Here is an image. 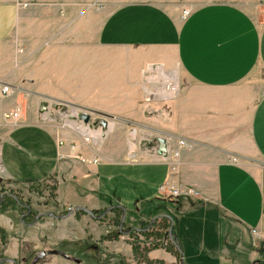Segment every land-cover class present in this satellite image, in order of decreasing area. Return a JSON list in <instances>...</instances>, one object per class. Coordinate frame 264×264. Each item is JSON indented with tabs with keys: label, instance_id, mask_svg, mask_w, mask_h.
<instances>
[{
	"label": "crops",
	"instance_id": "crops-1",
	"mask_svg": "<svg viewBox=\"0 0 264 264\" xmlns=\"http://www.w3.org/2000/svg\"><path fill=\"white\" fill-rule=\"evenodd\" d=\"M20 1L0 0V234L9 235L4 244L0 240V250L5 258L16 264H102L111 260V254L128 256L130 251L128 241L117 242L120 248L115 250L112 243L97 238H67L66 228L54 221L24 222L22 216L30 217L28 210L19 213L2 207L10 191L29 193L31 211L43 208L39 217L52 212L55 216L49 217L61 222L71 218L72 211L63 213L72 196L77 198L73 201L77 210L92 200L89 189L108 185L96 176L110 181L120 174L139 179L137 192L124 185L120 196L122 207L130 210L136 202L139 212L146 208L142 195H156L157 185L172 176L171 159L161 155L153 164L71 160L68 156L75 151L87 158L96 156L98 147L42 120L50 114L57 121L58 110L45 103L43 95L58 98L51 83L61 81L64 74L72 78L75 106L84 109L78 113H87L89 121L151 122L169 139V157L179 138L186 141L179 148L173 178L177 185H192L201 192L200 197L180 203L178 229L174 228L186 264L257 262L253 244L264 241V23L226 0L200 4L184 18L161 4L130 1L106 14L85 50L74 53L75 69H64L70 63L65 53L57 57L48 53L41 68L45 85L24 94L23 89L35 90L38 78L32 80L29 72L31 83L24 87L19 74L25 69H18L17 54L8 42L26 8ZM144 65L155 69H141ZM175 65L178 69H171ZM174 75L177 90L169 94ZM4 83L10 85V95L1 93ZM18 105L22 123L12 125L3 113ZM73 143L75 151L70 149ZM128 155L135 158L136 151ZM39 185L43 207L32 192ZM106 197V201L119 198ZM15 212L20 224L14 220ZM149 255L166 263L177 261L166 249Z\"/></svg>",
	"mask_w": 264,
	"mask_h": 264
},
{
	"label": "rangeland",
	"instance_id": "rangeland-1",
	"mask_svg": "<svg viewBox=\"0 0 264 264\" xmlns=\"http://www.w3.org/2000/svg\"><path fill=\"white\" fill-rule=\"evenodd\" d=\"M130 1H148L161 4L169 10L179 11L181 17L184 18L187 16L186 13L189 14L196 6L215 0H21V3H19L20 7L26 8L21 10L18 25L9 36L8 42L12 44L14 53L17 54L18 69H25L22 74H19V78L23 80V84L25 85L26 82L31 83V77L33 76L32 80H34L35 77L38 78V83L33 86L34 89L45 85L44 81H42L43 69L41 68L45 61V57H47V54L50 52L56 54V57L58 54L61 56V54L65 53L66 59L70 60V63L69 65L66 64L64 69L66 71L75 69L73 66L74 53H80L81 50H85L84 45L90 40L89 36H94L96 32H99V28L106 14L111 12L114 8ZM226 1H230L245 8L260 24L264 23V0ZM92 40H94V38ZM59 52H61V54ZM98 53L99 55H105L103 49H98ZM141 69L149 70L155 68H153V66L149 67L148 65H144ZM171 69H178V67L175 65L171 67ZM29 72H33L31 73L33 75H29ZM40 74L41 77L39 76ZM149 76L152 77L151 75ZM261 76H263V74H261ZM48 77L49 76L46 78ZM175 77L176 75L171 79L173 81V87L178 81ZM60 79L61 81L57 80L53 82V84L51 83V86L54 88L53 92L57 94L58 98H56V96L51 98L43 95L44 102L47 104L52 103V109L58 110L55 111V113H57L55 116L58 117L57 121L53 118L42 120L45 124L53 125L56 130L63 131L67 134L68 132H73L71 130V126H73L71 123H73V121H68L70 117V108L75 111H82L84 109L74 104L75 91L73 83L71 82L72 78L60 74ZM5 84L6 83L3 85ZM24 87L26 88V85ZM23 90L24 94L38 91L36 89L33 91ZM175 90H177V87L169 91V94L175 93ZM98 99L97 97L95 98L96 101ZM102 119L103 118L98 119L97 125H95L98 126L100 132L103 134V136L100 134V138L95 141L98 147V155L102 158L100 162L101 165L104 163H117V165L153 164L154 160H159L157 158H159L158 155H160V140L167 139L159 134L154 128L153 123L104 121ZM90 122L93 123L94 121ZM110 124H112V127L109 126ZM133 131L135 132L133 133ZM106 136L109 138L108 141ZM132 150L136 151L135 158H131L128 155ZM85 158L87 159V157ZM95 179L102 183H109L108 185L102 184L97 190H88V192H90L89 197L92 200H88L86 204L82 206L92 210L93 215L80 209L74 210L73 204L76 202L75 199L77 198L72 196V200L65 203L66 208L63 213L68 215V213L72 211L71 214H69L71 218L57 222L56 220H52L49 216H43L37 219L39 222L45 220L39 224L47 221H54L55 224H60L66 228L67 238L76 236L82 239V241H89L90 238L96 240L97 238L100 243H104L105 241L112 243L115 250L120 248V246L116 245L117 242L128 241L130 246L128 256L114 253L113 255H109V258H111L109 262L102 264H174L150 259L149 254L158 249H166L177 258L175 264H181L182 254L176 248L175 243H177V241L174 236L171 238L168 233L169 225L171 224H169V221L161 220L160 214H170L172 218H174L173 228L177 230V216L179 212H181L180 203H186L188 199L200 196L185 194L174 196L169 193L161 192L160 185L168 179L165 177L162 183L157 185L156 195L145 196L142 195L143 193L141 194L142 197H144L146 208L143 209L142 212H139L135 210L136 205L134 204L136 202L130 205V210H128L125 205V208L120 205L122 186L130 185L137 192L140 189L141 183L139 179H130L124 177L122 174L115 176L112 181L107 177L100 176H96ZM180 181L186 182L182 176L180 177ZM41 188V185L35 186L32 192L37 198L38 203L36 204L43 207V199L40 197ZM71 191L73 192V189ZM108 191L111 192L110 194L113 196H119V198L106 201V199L109 200V197H106L110 195ZM13 192L19 197H24V199L20 198L23 202H32L29 193L27 196L26 194H22L23 191L14 190ZM67 192H69L68 189ZM36 193L38 195H36ZM96 202L99 203L96 204ZM7 207L8 209H16L19 213L26 210L19 205L10 203V201L7 202ZM110 207H112V209L105 213ZM39 209L42 210L43 208L34 209L30 217L24 222H33L34 220L37 222L35 218L39 214ZM18 212H15L13 217L15 222L20 224ZM124 213L125 219L123 224H121ZM154 218L157 220H155L153 224L151 222ZM142 228L144 230H142ZM125 233H128V236H124ZM7 236L9 235L0 234L2 244L5 243ZM253 246L256 253L255 260H257L254 264H264V241L256 240ZM2 258H5V255L3 251L0 250V259ZM215 263L217 264L219 262H217V260L216 262H211V264Z\"/></svg>",
	"mask_w": 264,
	"mask_h": 264
},
{
	"label": "built area",
	"instance_id": "built-area-1",
	"mask_svg": "<svg viewBox=\"0 0 264 264\" xmlns=\"http://www.w3.org/2000/svg\"><path fill=\"white\" fill-rule=\"evenodd\" d=\"M188 15V13H186ZM1 93L5 96L10 95L12 93L11 87L9 84H5L1 87ZM82 114H79L78 111H75L72 109L70 111V117L68 121H73V126L72 127V133L75 135H80L81 139L86 145H91L95 144V141L98 139L95 138L93 135V131L98 129V126L92 125V123L89 122H84V120L81 118ZM4 119H6L9 123L12 125H18L22 123V114H21V107L18 105L16 106L13 110L11 111H6L3 113ZM46 119H51L50 114L45 115ZM168 141L169 139L166 140L167 143V153H161V157L163 159H171L170 160V170L172 176H170L167 181H165L162 185H160V191L169 193L174 196H180L182 194L185 195H191V196H200L201 192L199 189H197L195 186L184 184V185H177L175 182V179L173 178L177 172H178V167H179V148L184 146L186 144V141L184 139L179 138L177 140L178 146L175 151H172V156L169 157V148H168ZM65 139L63 137H59V143L64 144ZM70 149L75 151L76 145L75 143L70 145ZM64 157V156H63ZM71 160L73 161H80L84 163H91V164H99L102 161L101 156L96 155L95 157H92L90 159H86L85 156L80 153L75 151L72 155L68 156ZM253 232H256L253 230Z\"/></svg>",
	"mask_w": 264,
	"mask_h": 264
},
{
	"label": "water",
	"instance_id": "water-1",
	"mask_svg": "<svg viewBox=\"0 0 264 264\" xmlns=\"http://www.w3.org/2000/svg\"><path fill=\"white\" fill-rule=\"evenodd\" d=\"M81 118L84 120V122H89L90 116H89L87 113H83V114L81 115ZM97 122H98V121H94V122L92 123V125H97V124H96ZM159 153H160V154H161V153H167V143H166V140H165V139H161V140H160V150H159ZM76 209L83 210V211H85L86 213H89V214H92V215H93L92 210H90L89 208H87V207H85V206H77ZM111 209H112V207L108 208V209L105 211V213L108 212V211H110ZM45 214H46V215H49V216H55L54 213H52V212H46ZM39 215H40V214H39ZM39 215L36 216V220L38 219ZM124 219H125V213L123 214L121 224H123ZM155 220H156V218H154V219L152 220L151 223H153ZM172 227H173V223H171V225H170V227H169V231H168L170 237H173ZM175 245H176V248H177V249L181 252V254H182L181 264H185V263H184V252H183V250L181 249L179 243H175ZM10 260L13 261V259H10V258H2V259H0V264L5 263V262L10 261ZM13 262H14L13 264H15V260H14Z\"/></svg>",
	"mask_w": 264,
	"mask_h": 264
},
{
	"label": "trees",
	"instance_id": "trees-1",
	"mask_svg": "<svg viewBox=\"0 0 264 264\" xmlns=\"http://www.w3.org/2000/svg\"><path fill=\"white\" fill-rule=\"evenodd\" d=\"M10 195L9 196H7V198H6V201H3L2 202V207H4V206H7V202H9L10 201V203H12V204H16V205H19V206H21V207H23V208H25V209H27L25 206H23V204H25V205H27V206H31L30 205V203H27V202H23L21 199H20V197L19 196H17L13 191H10V193H9ZM33 213V210L29 213V215H31ZM160 219L161 220H163V221H169V224H171L172 223V221H173V218H171L170 216H168V215H161V217H160ZM159 219V220H160ZM23 220L25 221L26 220V217H24L23 218ZM157 220V219H156ZM155 223V221L153 222V224ZM170 226V225H169ZM174 226V225H173ZM142 230H144L143 228H142ZM172 230H173V236H174V238H175V240L177 241V243H179V239L177 238V236L174 234V228H172ZM179 245H180V243H179Z\"/></svg>",
	"mask_w": 264,
	"mask_h": 264
},
{
	"label": "bare ground",
	"instance_id": "bare-ground-1",
	"mask_svg": "<svg viewBox=\"0 0 264 264\" xmlns=\"http://www.w3.org/2000/svg\"><path fill=\"white\" fill-rule=\"evenodd\" d=\"M153 68H155L154 66H153ZM176 78V77H175ZM174 87H177V84H175V86ZM173 87V88H174ZM174 91V90H173ZM72 125H73V123H71ZM109 126H111L112 127V124H110ZM135 131H133V133H134ZM100 134H101V136H103V134H102V132H100V130H99V128L97 129V130H95V131H93V135L95 136V138L97 139H99L100 138ZM93 157H95V156H93ZM92 158V157H91ZM87 159H90V158H87Z\"/></svg>",
	"mask_w": 264,
	"mask_h": 264
},
{
	"label": "flooded vegetation",
	"instance_id": "flooded-vegetation-1",
	"mask_svg": "<svg viewBox=\"0 0 264 264\" xmlns=\"http://www.w3.org/2000/svg\"><path fill=\"white\" fill-rule=\"evenodd\" d=\"M23 205H25V204H23ZM25 207L27 208L25 211L28 210V212H31V208H30L29 206L25 205ZM22 219H23V216H22ZM171 238H172V237H171Z\"/></svg>",
	"mask_w": 264,
	"mask_h": 264
}]
</instances>
